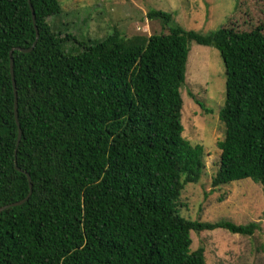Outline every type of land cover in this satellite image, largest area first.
Instances as JSON below:
<instances>
[{
	"label": "trees",
	"instance_id": "obj_1",
	"mask_svg": "<svg viewBox=\"0 0 264 264\" xmlns=\"http://www.w3.org/2000/svg\"><path fill=\"white\" fill-rule=\"evenodd\" d=\"M61 15L60 0H0V208L29 196L27 174L33 186L0 213V264H207L192 231L252 236L257 223L180 214L205 169L204 147L183 136L181 89L190 45L216 48L226 131L211 185L251 179L264 191V23L203 34L153 9L147 19L167 34L79 41L58 28ZM37 31L33 51L15 50Z\"/></svg>",
	"mask_w": 264,
	"mask_h": 264
},
{
	"label": "rangeland",
	"instance_id": "obj_2",
	"mask_svg": "<svg viewBox=\"0 0 264 264\" xmlns=\"http://www.w3.org/2000/svg\"><path fill=\"white\" fill-rule=\"evenodd\" d=\"M60 3L63 15L58 28L64 34L78 36L79 41L101 40L114 31L128 38L138 34H167L168 28L160 21L147 19L153 9L172 13L186 30L203 34L222 27L249 32L264 23V0H60ZM75 13L79 14V20H74L78 17ZM72 46L79 47L74 42L67 44V48ZM185 80L181 89L183 136L192 145L204 147L205 169L200 181L188 184L182 192L184 206L180 214L202 222L258 224L252 236L232 234L224 229L192 231L191 248L195 251L204 247L207 264H264L262 186L251 179L237 180L223 188L211 185L221 162L222 150L218 144L226 131L220 116L226 94V69L220 52L193 42Z\"/></svg>",
	"mask_w": 264,
	"mask_h": 264
},
{
	"label": "water",
	"instance_id": "obj_3",
	"mask_svg": "<svg viewBox=\"0 0 264 264\" xmlns=\"http://www.w3.org/2000/svg\"><path fill=\"white\" fill-rule=\"evenodd\" d=\"M32 9V8H31ZM32 13H33V20H34V23L36 24V16H35V11L34 9H32ZM37 29V27H36ZM38 39H39V32L37 31V39L35 41V43L32 45V47L28 48V49H24V48H16L15 50H18V51H21V52H24V53H29L31 51H33L35 45L37 44L38 42ZM14 50H12L11 52V55L13 53ZM11 74H12V78H13V85H14V88H15V117H16V121L19 125V117H18V96H17V92H16V82H15V79H14V60L13 58H11ZM21 137H22V131L20 129L19 131V137H18V145L20 143V140H21ZM18 170L21 171V169H19L18 167H16ZM28 176V179H29V182H30V188H31V192L29 194L28 197H26L24 200L22 201H19V202H15V203H12V204H8L6 206H3L0 208V213H2L3 211L9 209V208H12V207H16V206H20V205H23L28 199L29 197L31 196L32 194V183H31V178H30V175L27 174Z\"/></svg>",
	"mask_w": 264,
	"mask_h": 264
},
{
	"label": "clouds",
	"instance_id": "obj_4",
	"mask_svg": "<svg viewBox=\"0 0 264 264\" xmlns=\"http://www.w3.org/2000/svg\"><path fill=\"white\" fill-rule=\"evenodd\" d=\"M186 81V80H185Z\"/></svg>",
	"mask_w": 264,
	"mask_h": 264
}]
</instances>
